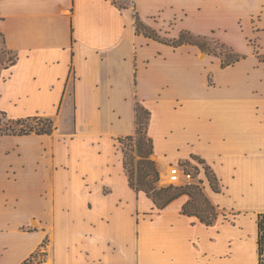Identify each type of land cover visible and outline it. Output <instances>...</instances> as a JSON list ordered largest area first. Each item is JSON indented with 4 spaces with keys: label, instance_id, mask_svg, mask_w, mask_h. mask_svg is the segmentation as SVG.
I'll return each instance as SVG.
<instances>
[{
    "label": "crops",
    "instance_id": "0c3cea01",
    "mask_svg": "<svg viewBox=\"0 0 264 264\" xmlns=\"http://www.w3.org/2000/svg\"><path fill=\"white\" fill-rule=\"evenodd\" d=\"M118 1L0 0V112L10 120L51 118L54 126L50 135H0V141L6 142L0 145V165L5 167L8 186L18 185L23 177L38 171L31 188L41 196L43 209L30 213V223L36 219L43 226H53L51 253L42 263L237 264L242 248L239 238H248L256 245L257 214L264 212V121L252 113L257 102L252 97L253 90L250 94L232 93L228 85L230 92L219 100L186 91L185 65L191 59L209 65L204 84L216 88L217 82L215 86L208 83V72L214 78L211 64L220 71L228 70L247 57L227 39L224 12L235 20L247 46L252 35L262 43L264 0H132L131 6L117 5ZM135 15L162 39H175L188 31L223 43L244 58L222 68L219 56L196 45L174 47L137 31ZM256 17L258 25L252 27ZM259 50L252 54L250 47L249 51L254 67L264 70V62L259 59L264 56V47ZM211 54L219 64L207 60ZM7 58L12 61L7 63ZM174 60L179 61L181 72L177 75ZM127 101L132 104L133 120L128 126L114 124L119 111L112 104ZM136 104L150 112L147 135L152 140L151 156L159 174L179 162L197 167V177L192 175L189 183L201 181L204 195L217 211L213 224L205 225L195 216L182 214V206L189 200L187 195L158 209L144 192L128 186L123 153L113 143L134 134ZM240 104L247 106L246 112L241 111L255 128L237 114ZM155 107L165 110L160 131L155 124ZM61 119L70 121L60 126ZM171 125L181 127L182 142L173 140L175 131ZM12 140H35L36 144H9ZM106 142L108 150L104 148ZM58 143L71 154L74 145L88 143L92 147L97 158L94 179L98 177L102 184L103 198H110L108 180L115 168L128 193L127 198L114 201L118 213L124 211L127 217L120 224L127 227L115 231L117 239L108 236L106 226H102L110 225V213L84 217L77 223L72 220L73 225L64 227L63 235H58L71 239L67 251L60 256L53 252L54 231L61 217L70 214V208L56 193L60 191L61 178L56 176L69 169L67 163L55 161ZM192 156L211 167L220 192L211 190L202 164ZM25 170L31 173L25 175ZM77 178L79 191L87 196L86 210L93 214L92 184L98 181L90 183L87 173H79ZM5 199L14 205L20 197L9 194ZM144 202L150 204L151 214L141 215L150 218L133 220L131 212L136 206L142 209ZM223 213L232 217L227 223L220 218ZM42 231L48 240L46 229Z\"/></svg>",
    "mask_w": 264,
    "mask_h": 264
},
{
    "label": "rangeland",
    "instance_id": "374dc122",
    "mask_svg": "<svg viewBox=\"0 0 264 264\" xmlns=\"http://www.w3.org/2000/svg\"><path fill=\"white\" fill-rule=\"evenodd\" d=\"M117 5L131 6V0H119L117 2ZM223 18L225 19L224 25L227 28V31L225 32V34L227 35V39L230 42L238 45L241 53L246 54L247 57L241 60L238 64L230 67L228 70L220 71L214 68V65L211 64L215 79L213 78L212 73L208 72V83L210 86H215L217 82V87L211 89L204 84L206 78L205 70H209V65L203 66L202 63H195L191 59L189 62H186L185 65V75L187 83L184 88H186V91L193 92L194 95H197L200 98H208L212 100L222 99L226 95H228V92L230 91L232 93H234L235 91L237 93L250 94L253 90L252 97L257 99V102H255L256 105L252 109V113L256 115L261 121H264V95L261 96L262 93H264V70L261 67H254L255 60L250 55L249 51L250 47L252 54L255 51H260L259 48L261 46L264 47V40L262 41V43H260L256 39L257 35H252L247 40V46L239 34L235 20L231 17L229 12H224ZM258 22V17L252 19V27L257 26ZM211 47H213L217 52L222 51L224 53V50L220 47H216L215 44H211ZM200 57H203V55L200 54ZM223 57L227 59V56L223 55ZM206 58L211 63L217 62L219 64V60L212 54L206 56ZM10 59L11 58L6 59L7 63L10 62ZM178 64L179 61L174 60L173 68H175L174 73L176 75L181 72H179L180 67H178ZM228 85L232 87V90L228 91ZM112 105L117 111H119V119L117 117L114 124H121L122 122V124H126L128 126L129 123H131V121L133 120L131 102H117ZM174 105H177V103H174ZM240 106L242 108H237L236 110L239 117L247 125L255 128L256 125L249 119L246 114L241 111L243 110L246 112L247 106H244L242 104H240ZM103 107L105 109L106 104H103ZM155 112V124L160 131V123L164 115L163 112H165V110L160 107H155ZM69 121L70 119H61L59 125L66 126L68 125L67 122ZM6 125H11L15 129H19L22 127L23 129L31 128L35 130L42 126H46V123L41 119L23 121L22 124L16 125L12 123L10 119H7L6 117H2V115H0V129H3ZM170 129H172V131H175V133L173 132V140L177 141L178 143L182 142L183 136L181 127H175L174 125H171ZM138 140V137H135L134 140H130L126 137H121L118 138V141L113 143L116 149H120L123 153V160L125 159V162L127 164L128 174H130L131 180L134 183L137 180L138 164L145 160V154L139 153L137 150ZM143 141L146 144L145 138H143ZM17 142L22 143V145H26L28 147H30V145L32 144H36L35 140H12L8 143L13 144ZM5 143L4 141H0V145ZM33 146L35 147V145ZM104 148L106 150L110 149V145L108 142H106ZM92 150V147L88 143H80L78 145H74V152L71 154V152L67 151L61 143L55 144V161L67 163L69 168L68 171L60 172L62 173V175L56 176L61 177L60 185L58 186L60 187V191H57L56 193L61 196V202L70 208V214H68L66 217H61L59 226L55 227V244L53 252L56 256H60L61 254L65 253L67 251V246L71 243V239H66L67 235L64 238H59L58 235H63L64 227L73 225L72 220H75L77 223L80 220H83L84 217L98 218V215L101 212L110 213V225L102 226H106L104 228V230H107L106 234L108 236L114 237L115 239H117V235L115 233L116 229L118 227H127L120 226V224H124L126 222V214L124 213V211H122V213H118L114 206V201L118 197H128L127 190L125 189L122 182V177L120 174H118V172H116L115 168V173H113L112 177L108 180V183L110 184L112 189V193L110 194V198H103L102 195H100V189L102 187L100 186L101 183L100 181H98V177L94 179V171L95 169H97L94 165V161L96 163L97 158L95 157ZM148 159L152 160V156H149ZM178 164L184 167L191 174L194 173V168L191 165H186L182 162H179ZM168 167L169 165L167 166L165 173L160 174V180L158 182V186L160 187H164V185H162L163 183H161L160 181L163 179L162 176L168 173ZM4 169L5 167L3 165H0V264H17V262L22 258V254L26 251H28L27 256L22 261L28 258L32 253L36 252L35 256L33 257L32 264H39L38 261L44 262L45 259H48L51 253V249L53 246V226L51 224L43 226L42 224H39V220L36 219L32 220L30 223V213L32 211H39L43 209V201L40 198L41 196H39V193L37 194L33 192V188H31L33 187L32 182L35 179V174H38V171L31 173L30 170V172L28 171L29 174L31 173L30 176H28L26 179L23 177V182L19 184L18 181V185L8 186ZM28 172L25 170L24 174L26 175L28 174ZM79 173H87L90 183L95 180L98 181H95V183L92 184L94 193L92 198V203L94 205L93 214L89 213L88 210H86L85 203L87 196L79 191L80 185L77 178ZM105 191H107V189H105ZM9 194H17L20 197L17 204L14 203V205H11V203L5 199V196ZM134 195H136V192L134 193ZM120 205L123 206L122 204ZM141 208L142 209L138 210V207L136 206V208L131 212L133 220L150 218L149 215L146 217L141 215V213L151 214L150 204L145 205L144 202V206H141ZM223 214L224 217L220 218L223 223H227V219H231L232 217L228 216L227 213ZM34 228L39 232L34 231ZM42 229H46V234L48 236L45 249H39V245L45 236V232H43ZM226 232V234H229L230 230L227 229ZM243 232L244 231L242 230L241 234ZM39 236L40 240L38 241ZM21 237L25 239H18ZM26 238L29 239L27 240ZM72 240H74V238ZM35 242L36 244L34 245ZM238 243L240 244V246H242V248L240 247V261L237 264H256V245L253 243V241L248 238L241 237L239 238ZM26 248L29 249L26 250ZM42 262L41 264H44Z\"/></svg>",
    "mask_w": 264,
    "mask_h": 264
},
{
    "label": "trees",
    "instance_id": "16d2710c",
    "mask_svg": "<svg viewBox=\"0 0 264 264\" xmlns=\"http://www.w3.org/2000/svg\"><path fill=\"white\" fill-rule=\"evenodd\" d=\"M135 26L137 31H141L144 35L158 40L174 47L180 46L182 44H193L199 47L202 51L212 53L213 55L219 56L221 58V67H226L228 65H232L233 63L239 61L244 56L239 55L233 52L232 48L220 43L215 42V40H211L205 36H193L188 31H182L179 36L175 39H162L160 36L147 26H145L135 15ZM211 44H215L216 47H220L224 50L217 52ZM223 55L227 56V59L223 57ZM261 61L264 62V56L259 57ZM12 61V59H10ZM2 117H5L3 112H0ZM150 112L144 108L143 106L136 104L135 106V128L134 134L130 136H126V138L130 140H134V138L138 137L137 150L139 153L145 154V160L140 162L137 167V180L136 182H132L130 174H128L127 164L125 159H122V166L127 175L128 186L135 191H142L149 198L154 206L158 209L165 208L170 202L174 199L180 197L181 195H187L189 200L182 206V214L195 216L199 219L201 223L205 225H211L214 223L217 217L216 208L211 204L208 198L204 195L202 188L199 183H189L185 185H167L164 187L158 186V182L160 180V174L156 168L155 161L148 159L149 156L153 154V144L152 140L147 135V127L149 123ZM43 120L46 123V126H42L35 130L28 128L23 129L22 127L19 129L13 128L11 125H6L3 129H0V135H27L30 133L35 134H47L50 135L53 131V121L51 118L47 117H32L25 119H17L11 120L12 123L19 125L22 124L23 121L29 120ZM41 122V121H40ZM145 138L146 144L143 141ZM147 146V147H146ZM196 159L200 164H202L204 174L209 183V186L212 191L220 192V185L218 178L214 171L208 166L205 161L197 156H192ZM184 164L188 165L189 162H184ZM198 173V168L194 167V173L192 174L195 177ZM256 264H264V212L257 214L256 220ZM47 243V237H45L39 245V249L45 248ZM40 251V250H38ZM36 253V252H35ZM35 253H32L28 258L22 261L20 264H32L33 257ZM44 253V252H42ZM42 262V261H41ZM38 261V263H41Z\"/></svg>",
    "mask_w": 264,
    "mask_h": 264
},
{
    "label": "built area",
    "instance_id": "2783aa9c",
    "mask_svg": "<svg viewBox=\"0 0 264 264\" xmlns=\"http://www.w3.org/2000/svg\"><path fill=\"white\" fill-rule=\"evenodd\" d=\"M162 177L161 183L164 186L170 184L181 185L183 183L189 184V181L192 179V174L180 165H169L168 173Z\"/></svg>",
    "mask_w": 264,
    "mask_h": 264
}]
</instances>
